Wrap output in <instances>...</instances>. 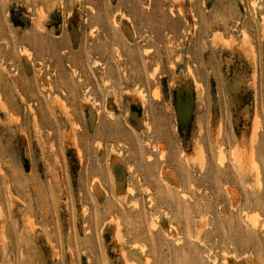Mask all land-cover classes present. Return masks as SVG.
<instances>
[{"label": "rangeland", "instance_id": "obj_1", "mask_svg": "<svg viewBox=\"0 0 264 264\" xmlns=\"http://www.w3.org/2000/svg\"><path fill=\"white\" fill-rule=\"evenodd\" d=\"M0 264H264V0H0Z\"/></svg>", "mask_w": 264, "mask_h": 264}]
</instances>
